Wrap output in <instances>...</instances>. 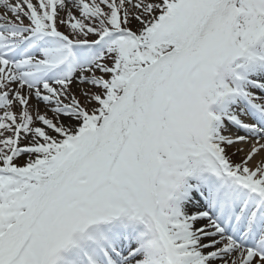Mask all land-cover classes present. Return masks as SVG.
<instances>
[{"label": "snow or ice", "instance_id": "1", "mask_svg": "<svg viewBox=\"0 0 264 264\" xmlns=\"http://www.w3.org/2000/svg\"><path fill=\"white\" fill-rule=\"evenodd\" d=\"M0 264H264V0H0Z\"/></svg>", "mask_w": 264, "mask_h": 264}, {"label": "rangeland", "instance_id": "2", "mask_svg": "<svg viewBox=\"0 0 264 264\" xmlns=\"http://www.w3.org/2000/svg\"><path fill=\"white\" fill-rule=\"evenodd\" d=\"M234 159H237V160H238V159H239V156H237V157H234Z\"/></svg>", "mask_w": 264, "mask_h": 264}]
</instances>
